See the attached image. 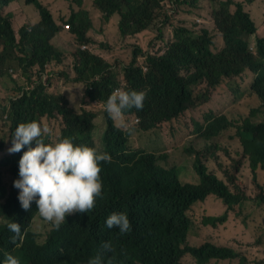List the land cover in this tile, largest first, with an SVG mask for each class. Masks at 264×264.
Returning <instances> with one entry per match:
<instances>
[{"label":"trees","instance_id":"obj_1","mask_svg":"<svg viewBox=\"0 0 264 264\" xmlns=\"http://www.w3.org/2000/svg\"><path fill=\"white\" fill-rule=\"evenodd\" d=\"M85 1L52 3H63L59 11L62 26L52 7L41 0H0V79L13 78L18 86L17 95L9 97L7 105H0V117H6L10 124L9 143L19 124L36 120L43 125L47 119L57 122V142L72 138L75 145L107 152L112 158L111 163L101 164L103 195L97 198L94 209L67 216L59 230L48 222L45 226L49 232L43 242L32 228L39 215L35 201L25 211L18 200L19 190L13 187L19 179V160L29 146L0 160V264L9 254L19 258L21 264H88L104 242H111L115 249L108 254L112 264H184L188 256L196 264L212 260L264 264V251L253 259V250L240 252L211 242L195 246L188 241L195 224L193 210L211 198L224 204L225 213L205 217L204 226L216 228L217 223L227 222L231 212L241 217L247 209L242 224L257 231L264 229L259 228L264 224V185L258 175L259 170L264 171V34L247 10L248 5L258 7L259 0ZM15 2L33 5L40 20L17 29L14 16L2 12ZM167 4H171L172 16ZM207 4L212 8L206 10ZM95 13H101L106 24L118 15L124 37L148 31L163 13L164 27L158 35L163 41L164 28L170 25L173 40L163 55L146 58L147 71L138 64L144 53L137 47L133 60L120 73L109 61L87 49V44L95 43L89 36ZM204 13L212 19L213 31L206 26L195 28L198 23L191 21V16L204 17ZM66 25L80 43L71 64L56 44ZM217 36L221 39L219 47ZM11 70L19 80L14 79ZM71 74L72 82L85 84L84 106L105 105L117 88L145 91L143 109L125 112L127 124L138 119L137 126L125 131L105 111L107 127L99 151L93 138L96 113L85 108L79 113L66 94L48 93L54 78ZM237 77H250L251 82L242 92L232 88L236 103L242 98H255V105H235L226 113H212L203 122H194V139L188 147L155 152L131 145L134 130L150 132L165 126L173 129L175 121L211 102L227 80ZM20 81L24 84H18ZM32 85L34 89L27 91ZM219 139L238 141L236 154ZM1 140L3 151L6 140ZM43 140L54 144L52 134L44 135ZM35 146V142L30 145ZM186 162H191L199 182L182 176L179 167ZM244 169L251 171V184L241 175ZM8 171L13 176L10 188L5 178ZM113 213L128 215L132 226L129 233L121 235L118 229L106 227ZM10 222L22 229L15 243L14 233L7 228Z\"/></svg>","mask_w":264,"mask_h":264},{"label":"rangeland","instance_id":"obj_2","mask_svg":"<svg viewBox=\"0 0 264 264\" xmlns=\"http://www.w3.org/2000/svg\"><path fill=\"white\" fill-rule=\"evenodd\" d=\"M45 5L51 6V10L56 16V20L64 25V20L60 21L59 11L63 8V3H52L57 0H41ZM94 0H86L87 4H92ZM193 1V0H192ZM190 1V2H192ZM204 1V0H201ZM211 4H207L204 8L208 10ZM166 9L170 16L173 15L171 11V4L166 5ZM247 10L251 11L252 17L255 19L259 26L260 33L264 34V0L258 1V7L248 5ZM4 14L10 12L14 16V23L17 29H19L25 23H36L40 20L39 12L33 5L26 6L22 2H15L9 9L2 11ZM162 16L153 24V26L148 30L144 31L140 35L124 37L119 29L120 17L116 15L112 17L111 20L106 24L103 20V16L100 13H95L93 19L94 28L89 32V36L94 40L95 43L87 44L88 50H91L94 54L106 59L112 65H114V70L122 73L125 66L129 65L133 60L134 51L137 47L143 49V55L138 58V64L142 66L145 70L146 58L149 55H157L161 51L165 50L169 43L173 40V27L168 25L164 28V40L160 39L158 35L160 28L164 27L161 23ZM175 19V18H173ZM192 19V20H191ZM191 21L195 20L198 25L195 28L209 27L213 28L211 23V18L207 13H204V17H194L191 16ZM197 20H201L198 22ZM179 20L175 19L177 23ZM205 21V22H204ZM210 21V23H208ZM163 30V28H162ZM69 34H72L71 36ZM57 46L65 53L66 62L71 64L75 58L77 49L80 46L78 39L71 30L64 27L63 31L59 34L56 40ZM217 45L220 46V39L217 38ZM52 66V65H51ZM54 69V67H53ZM14 79L19 80V77L15 74ZM73 74L69 77L54 78L52 81V89L48 90L49 94H66L70 98L71 105L76 109L77 112H82L85 109L91 110L96 113L97 117L94 120L95 131L93 132V138L96 142V146L99 151L103 148V142L101 140L104 131L107 127V122L105 119V109L104 105L101 103H90L89 106L83 105V98L86 93L84 83H74ZM251 82L250 77L245 79L243 77H237L233 80H227L226 83L216 92L215 97L208 104L202 105L194 111L187 112L183 119L175 121L173 123V129L165 126L160 130L143 132V131H133L131 134V145L140 146L144 150L155 151V152H170L174 148L178 147H188L191 145L194 139L195 125L194 122H203L205 116L215 113L223 114L228 110L232 109L235 105H255L256 99L242 98L239 104L236 103L235 90L243 91L244 87ZM18 84L23 85V81ZM124 86V83L121 85ZM17 84L13 81V78L4 77L0 79V105H7L8 99L11 96L17 95ZM241 87V88H240ZM234 88V89H232ZM122 89L123 88H117ZM248 92H246L247 94ZM138 119L129 121L128 128H123L119 126L118 122H115L120 128L125 131L134 128L138 124ZM43 125L48 126L51 129L53 143H57L58 126L56 121H49L47 119L43 120ZM10 124L6 120V117H0V142L4 138L6 142L4 143V150L0 151V160L8 157V149L11 144L7 140L9 134ZM53 131V132H52ZM54 133V134H53ZM223 140L224 146L236 154L239 149V142L236 140ZM218 140V141H219ZM53 144V145H54ZM132 147V146H130ZM223 156V155H222ZM182 169V176L188 178L192 181H198L199 177L194 173L191 162H186L181 164L179 167ZM248 169V168H245ZM243 171L242 177L251 184L252 174L250 170ZM259 182L264 185V171L259 170ZM6 183L8 187H11V182L13 176L11 172L5 173ZM195 182L194 184H196ZM215 197V196H213ZM247 210V209H246ZM245 210V211H246ZM244 211V213H245ZM225 213L224 204L216 199H209L205 203L198 204L192 212L191 218L194 219L195 224L189 235V243L191 245H201L204 242H211L218 246H226L233 248L240 252L254 251L253 259H258L260 255L259 252L264 251V229L255 230L249 229L242 224V217H237L234 213H230L229 218L226 223H217V227L204 226L202 221L205 217H218ZM264 222V221H263ZM45 221L40 215L35 219L32 228L41 235V241L43 242L49 232V229L45 224ZM259 228H264V224H261ZM262 235V236H261ZM260 238V244H257V239ZM184 264H196L195 260L188 256L186 257ZM209 264H238V261H216L212 260Z\"/></svg>","mask_w":264,"mask_h":264},{"label":"clouds","instance_id":"obj_3","mask_svg":"<svg viewBox=\"0 0 264 264\" xmlns=\"http://www.w3.org/2000/svg\"><path fill=\"white\" fill-rule=\"evenodd\" d=\"M146 97L145 91L116 89L108 97L104 109L120 127L128 128L125 112L133 108L142 110ZM46 134L50 135L51 129L36 120L21 123L13 134L8 152L19 153L29 146L19 160V179L13 182V187L19 190L18 200L25 211L35 201L39 215L59 230L67 216L94 209L97 198L103 195L101 164L111 163L112 158L107 152L75 145L72 138H64L54 145L46 144L43 140ZM33 142L34 148L30 147ZM106 227L116 228L124 235L132 226L126 213H113L107 218ZM7 228L14 233L12 242L15 243L22 236L21 226L10 222ZM114 252L111 242H104L101 251L88 264H112L108 254ZM3 264H21V261L9 254Z\"/></svg>","mask_w":264,"mask_h":264},{"label":"built area","instance_id":"obj_4","mask_svg":"<svg viewBox=\"0 0 264 264\" xmlns=\"http://www.w3.org/2000/svg\"><path fill=\"white\" fill-rule=\"evenodd\" d=\"M198 22H200V20H197ZM66 28H68L69 29V26L68 25H66ZM83 48L85 49L86 48V46H83ZM166 52V49L165 50H163V51H161L159 54H157V55H163L164 53ZM47 67H50L49 65H47ZM145 71H147V68H145ZM11 74H13V75H15V71L14 70H11ZM32 87H33V85H32ZM30 90V87H27V91H29Z\"/></svg>","mask_w":264,"mask_h":264},{"label":"crops","instance_id":"obj_5","mask_svg":"<svg viewBox=\"0 0 264 264\" xmlns=\"http://www.w3.org/2000/svg\"><path fill=\"white\" fill-rule=\"evenodd\" d=\"M201 21V20H200ZM205 22V21H204ZM208 23H210V21L208 22ZM211 23H212V26H213V28L212 29H210L209 27H207L209 30H211V31H213L214 30V24H213V21L211 20ZM217 38H219L220 39V37L219 36H217ZM216 38V39H217ZM221 40V39H220ZM220 46H221V42H220Z\"/></svg>","mask_w":264,"mask_h":264}]
</instances>
